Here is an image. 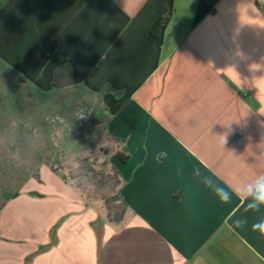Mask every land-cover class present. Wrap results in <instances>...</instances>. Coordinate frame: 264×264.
<instances>
[{"label":"crops","instance_id":"obj_1","mask_svg":"<svg viewBox=\"0 0 264 264\" xmlns=\"http://www.w3.org/2000/svg\"><path fill=\"white\" fill-rule=\"evenodd\" d=\"M0 68L98 97L125 208L40 163L0 204V264H264V208L205 183L264 174V0H0Z\"/></svg>","mask_w":264,"mask_h":264},{"label":"rangeland","instance_id":"obj_2","mask_svg":"<svg viewBox=\"0 0 264 264\" xmlns=\"http://www.w3.org/2000/svg\"><path fill=\"white\" fill-rule=\"evenodd\" d=\"M19 79L24 80L0 68V204L2 194L18 183L2 175L3 169L26 165L32 171L47 159L86 202L97 206L105 222L119 224L114 221L124 211L112 171L119 145L106 134L98 97L68 87L64 91L71 104L61 109L52 104L51 91L39 92Z\"/></svg>","mask_w":264,"mask_h":264},{"label":"clouds","instance_id":"obj_3","mask_svg":"<svg viewBox=\"0 0 264 264\" xmlns=\"http://www.w3.org/2000/svg\"><path fill=\"white\" fill-rule=\"evenodd\" d=\"M226 143V136L223 146ZM206 186L210 187L215 197L222 204H230L233 198L239 199L246 211L259 212L264 208V174L257 175L248 183L239 184L236 187H224L213 183L211 180L205 181ZM241 220H236L237 227L242 225ZM252 230L259 233L264 238V216L252 224Z\"/></svg>","mask_w":264,"mask_h":264},{"label":"trees","instance_id":"obj_4","mask_svg":"<svg viewBox=\"0 0 264 264\" xmlns=\"http://www.w3.org/2000/svg\"><path fill=\"white\" fill-rule=\"evenodd\" d=\"M11 78L13 79L14 76L11 74L10 75ZM20 86H22L20 84ZM51 93H50V96L49 98L51 99V102L53 105L55 106H58L60 107L61 109H66V107L68 108L70 106V98L66 95L65 93V89L68 88V87H75L77 89H81L80 86L72 83V82H68V83H62L60 82L59 80V74H55L53 80H52V84H51ZM90 93V92H88ZM92 94V93H90ZM93 95V94H92ZM105 124H106V120H107V117H105ZM105 131H106V134L110 137V135L108 134L107 132V129H106V125H105ZM111 138V137H110ZM113 139V138H112ZM115 140V139H113ZM116 141V140H115ZM35 156H40L38 155H35ZM114 158L116 161L118 162H123L124 161V158L122 157V155L119 153V152H115L114 154ZM40 163H43V164H46L50 169L51 171H53L54 173H58L56 171V169H54V167L52 166L51 163H49V161L46 159V160H39L38 161V164L39 165ZM21 164V163H20ZM20 167H18L17 170H12V169H3L1 172H2V175H3V172L6 176H8L7 178L9 179H13V178H16L18 179V183H17V186H16V189L14 191H11V192H8V193H3L2 196L4 197V199L6 200L7 198H10V197H14L17 195V188L20 186V184L28 177V176H34L35 178H38V175H37V169L35 168L34 170H29L28 167H26V165H19ZM37 167V166H36ZM112 171L113 173L115 174V176L118 178L119 180V188H118V195H119V191H120V184H121V180H120V174H119V170L117 168V166L114 164L112 165ZM63 180H65V178L63 176H61ZM123 206V204H122ZM123 211H125V208L123 206ZM123 213L122 212L120 214V216L114 221V222H119L121 219H122V216H123Z\"/></svg>","mask_w":264,"mask_h":264},{"label":"water","instance_id":"obj_5","mask_svg":"<svg viewBox=\"0 0 264 264\" xmlns=\"http://www.w3.org/2000/svg\"><path fill=\"white\" fill-rule=\"evenodd\" d=\"M20 82L22 83V82H24V81H23V80H21V79H19V83H20Z\"/></svg>","mask_w":264,"mask_h":264}]
</instances>
